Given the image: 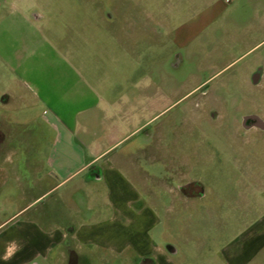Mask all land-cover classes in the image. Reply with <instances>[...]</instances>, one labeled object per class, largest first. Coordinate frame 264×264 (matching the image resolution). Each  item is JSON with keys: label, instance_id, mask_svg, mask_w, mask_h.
Segmentation results:
<instances>
[{"label": "crops", "instance_id": "obj_1", "mask_svg": "<svg viewBox=\"0 0 264 264\" xmlns=\"http://www.w3.org/2000/svg\"><path fill=\"white\" fill-rule=\"evenodd\" d=\"M238 6L249 9L236 20L246 33L231 39L225 57L191 66L190 58L183 59L182 73H172L170 103L152 96L156 72L144 71L138 56L131 75L115 71L118 65L102 75L106 87L122 79L118 89L80 87L84 75L53 55L45 56L41 74L24 70L22 89L0 87V264H191L185 246L190 242L199 254L196 264H249L264 247V241L254 243L264 236V225L242 237L230 233L217 245L209 226L194 230L192 215L219 216L221 200L208 204L200 177L175 152L164 167L155 166L160 153L149 133L126 144L158 115L143 121L144 110H165L233 81L250 91L264 86V0H234L230 9ZM205 9H213L211 19L229 7L211 2ZM193 27L177 35L179 44L192 40ZM256 29L262 38L252 35ZM256 50L254 59L243 60ZM219 77L225 82L213 83ZM63 80L70 84L65 92ZM187 182L196 183L200 194L182 188ZM6 251L12 254L4 259Z\"/></svg>", "mask_w": 264, "mask_h": 264}, {"label": "rangeland", "instance_id": "obj_2", "mask_svg": "<svg viewBox=\"0 0 264 264\" xmlns=\"http://www.w3.org/2000/svg\"><path fill=\"white\" fill-rule=\"evenodd\" d=\"M211 2L222 3L229 9L210 19L213 9H205V6ZM232 2L234 0H0V87L10 84L22 89L18 78L24 70L39 74L45 70V56L53 55L63 58L84 75L79 80L80 87L83 85L85 89L89 83L100 91L108 87L116 89L124 85L119 83L122 79L116 77L112 85L106 87L102 75L113 65H118L114 66L115 71L131 75L133 59L138 56L144 71L156 72L157 91L154 89L152 96L157 97L159 103H170L172 100L166 101V97L172 95L170 87L176 79L172 73H182L183 59L190 58L191 66L199 59L225 57L232 51L227 47L231 39L246 33L237 27L236 20L242 19V14L249 9H241V6L230 9ZM190 27L194 31L192 40L179 44L177 35H183ZM252 35L262 38V31L256 29ZM210 52L217 56H211ZM257 52L247 53L243 60L254 59ZM177 53H181L182 58L179 67L173 64ZM113 57L120 62H110ZM223 80L225 82L224 77H219L213 83ZM62 82L65 92L70 84L67 80ZM67 96L65 94L64 101L68 102ZM124 97L128 98L127 94ZM99 102H102L100 98ZM155 112L157 117L126 144L149 133L152 149L160 153L155 166L164 167L170 159L167 155L175 152L185 167L192 168V175L200 177L199 186L207 190L208 204L221 200L219 216L194 212L192 216L197 224L194 230L198 232L201 227L209 226L208 232L217 234V245L223 246L235 233L242 237L250 227L263 226L264 128H241L235 119L240 121L241 114L249 112L264 119V86L251 91L240 88L239 81L226 87L212 89L209 86L205 92L194 93L165 110L142 111V120ZM114 119L111 113V120ZM125 126L129 128L128 124ZM262 241L264 236H259L254 243ZM185 246L189 247V263H198L199 254L192 243ZM249 264H264V247Z\"/></svg>", "mask_w": 264, "mask_h": 264}, {"label": "flooded vegetation", "instance_id": "obj_3", "mask_svg": "<svg viewBox=\"0 0 264 264\" xmlns=\"http://www.w3.org/2000/svg\"><path fill=\"white\" fill-rule=\"evenodd\" d=\"M180 58H181V53H177L173 60V64L179 67ZM206 89L207 88H205V90ZM237 119L238 118L235 119V121L237 122V126L239 124L241 128L249 129L254 126L264 128V119L257 113L249 112V113L241 114L239 119L240 121H238ZM181 186L182 188L185 187L188 193L191 195L200 194L201 192L200 190L198 191L196 183L187 182L182 184Z\"/></svg>", "mask_w": 264, "mask_h": 264}, {"label": "clouds", "instance_id": "obj_4", "mask_svg": "<svg viewBox=\"0 0 264 264\" xmlns=\"http://www.w3.org/2000/svg\"><path fill=\"white\" fill-rule=\"evenodd\" d=\"M12 252L11 251H6L5 256L3 257L4 259H7L11 256Z\"/></svg>", "mask_w": 264, "mask_h": 264}, {"label": "water", "instance_id": "obj_5", "mask_svg": "<svg viewBox=\"0 0 264 264\" xmlns=\"http://www.w3.org/2000/svg\"><path fill=\"white\" fill-rule=\"evenodd\" d=\"M99 175H97V177H98Z\"/></svg>", "mask_w": 264, "mask_h": 264}]
</instances>
